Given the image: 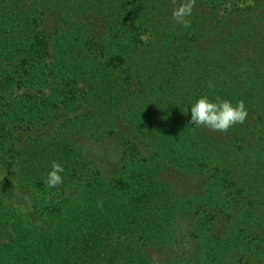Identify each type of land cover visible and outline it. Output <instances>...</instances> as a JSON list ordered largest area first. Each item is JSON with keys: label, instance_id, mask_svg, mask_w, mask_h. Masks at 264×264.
<instances>
[{"label": "trees", "instance_id": "16d2710c", "mask_svg": "<svg viewBox=\"0 0 264 264\" xmlns=\"http://www.w3.org/2000/svg\"><path fill=\"white\" fill-rule=\"evenodd\" d=\"M182 2L0 0V264H264V0Z\"/></svg>", "mask_w": 264, "mask_h": 264}, {"label": "clouds", "instance_id": "9594fccd", "mask_svg": "<svg viewBox=\"0 0 264 264\" xmlns=\"http://www.w3.org/2000/svg\"><path fill=\"white\" fill-rule=\"evenodd\" d=\"M175 3V0H173ZM195 5V0H183V2L175 7L172 12L173 19L176 23L182 24L185 28L190 26V21L186 17L191 15ZM231 3H226L225 8L231 9ZM240 8L254 6V0H247V3L241 2L238 5ZM140 39L147 42L148 36L141 35ZM209 88L213 84L209 82ZM248 116L244 101L241 100L233 105L231 101L222 99L217 96L214 101L207 96H201L191 106V119L189 124H194L197 127L203 126L213 132H227L229 128L236 124H242ZM64 172L63 166L53 161L51 163V171L48 172L46 178V186L55 188L63 183L61 173ZM98 206L102 207V201H98Z\"/></svg>", "mask_w": 264, "mask_h": 264}, {"label": "rangeland", "instance_id": "374dc122", "mask_svg": "<svg viewBox=\"0 0 264 264\" xmlns=\"http://www.w3.org/2000/svg\"><path fill=\"white\" fill-rule=\"evenodd\" d=\"M47 62H49V60H47ZM132 86H136V84H133ZM76 90H78L79 91V88H75ZM50 90V88H47L46 89V92H48ZM14 97L15 96H10L9 95V98H8V101H11V100H14ZM82 140H84V145H85V147L88 149V150H90V151H92V152H94V153H97V154H101V153H105L106 151H108V148H106L105 146H103V148H101V146L99 145V147L97 146V143H94V142H96V141H93L92 139H90V138H84V139H82ZM88 146V147H87ZM89 148H91V149H89ZM124 150H125V148H124ZM123 150V151H124ZM115 151V153H121L122 152V149H116V150H113L112 152H114ZM213 172V171H212ZM205 176V180H206V183L205 184H208L209 183V185L210 186H212L213 185V181L214 180H209V178H208V176H206V174L204 175ZM243 179V178H242ZM168 181V180H167ZM237 183V185L239 186L240 185V182H236ZM50 188H48L47 189V191L49 190ZM203 192H204V189L202 190ZM202 191L200 192V190H197V192L198 193H202ZM197 192H194V193H191L190 195L192 196V195H194L195 193H197ZM246 204L248 205L249 204V201H247L246 202ZM209 213H206V214H204V220L205 221H207V219H209ZM186 263H190V261H181V264H186Z\"/></svg>", "mask_w": 264, "mask_h": 264}]
</instances>
